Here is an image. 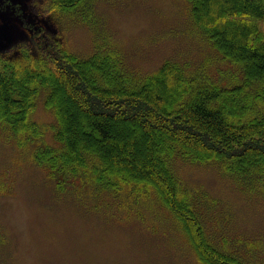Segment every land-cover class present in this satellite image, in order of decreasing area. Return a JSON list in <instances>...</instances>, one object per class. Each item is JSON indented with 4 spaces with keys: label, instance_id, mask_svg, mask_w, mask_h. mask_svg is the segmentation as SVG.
I'll return each instance as SVG.
<instances>
[{
    "label": "trees",
    "instance_id": "1",
    "mask_svg": "<svg viewBox=\"0 0 264 264\" xmlns=\"http://www.w3.org/2000/svg\"><path fill=\"white\" fill-rule=\"evenodd\" d=\"M87 1L47 3L57 15L81 12ZM186 1L216 54L219 76L210 75V64L196 71L173 60L141 73L109 41L95 42L86 58L58 39L43 43L46 48L34 41L0 56V137L19 150L32 148L34 163L64 195L90 191L100 200L126 193L131 207L157 196L182 220L203 264H258L250 255L263 248L257 244L241 252L226 239L211 242L204 219L217 201L185 187L176 162L213 166L246 195L264 196V36L258 27L264 0ZM42 97L56 119L51 128L31 119ZM9 192L0 177V194ZM128 208L125 201L117 210Z\"/></svg>",
    "mask_w": 264,
    "mask_h": 264
},
{
    "label": "rangeland",
    "instance_id": "2",
    "mask_svg": "<svg viewBox=\"0 0 264 264\" xmlns=\"http://www.w3.org/2000/svg\"><path fill=\"white\" fill-rule=\"evenodd\" d=\"M2 2L11 4L2 11L0 56L34 41L41 46L58 39L69 52L86 58L96 43L109 41L141 73L167 60L188 62L196 71L210 64L212 77L221 71L215 72L216 54L197 30L186 0H88L81 12L57 15L47 0ZM84 10L88 19L83 22ZM258 27L263 37L264 22ZM36 105L31 119L51 128L56 119L43 97ZM121 130L127 133L125 126ZM44 137L51 143L50 132L44 130ZM2 142L0 137V177L10 192L0 194V264H203L182 220L172 217L156 193L132 207L126 193L100 195V200H93L90 191L64 195L34 163L32 148ZM176 168L196 197L217 201L204 219L211 242L226 239V245L241 252L257 244L263 248L251 249L252 261L264 264V196L246 195L213 166L177 161ZM125 201L128 210H117ZM192 224L195 237L199 227Z\"/></svg>",
    "mask_w": 264,
    "mask_h": 264
},
{
    "label": "flooded vegetation",
    "instance_id": "3",
    "mask_svg": "<svg viewBox=\"0 0 264 264\" xmlns=\"http://www.w3.org/2000/svg\"><path fill=\"white\" fill-rule=\"evenodd\" d=\"M10 4H11V3H10ZM10 4L3 5L2 0H0V26L2 25V22H3V17H2L3 7H9Z\"/></svg>",
    "mask_w": 264,
    "mask_h": 264
}]
</instances>
